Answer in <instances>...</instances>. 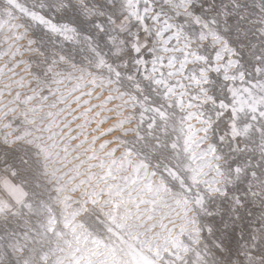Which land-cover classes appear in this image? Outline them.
<instances>
[{
  "label": "snow or ice",
  "instance_id": "1",
  "mask_svg": "<svg viewBox=\"0 0 264 264\" xmlns=\"http://www.w3.org/2000/svg\"><path fill=\"white\" fill-rule=\"evenodd\" d=\"M0 264H264V0H0Z\"/></svg>",
  "mask_w": 264,
  "mask_h": 264
}]
</instances>
